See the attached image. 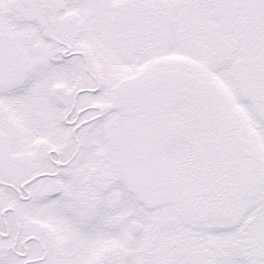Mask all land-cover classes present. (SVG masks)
<instances>
[{
  "label": "snow or ice",
  "instance_id": "obj_1",
  "mask_svg": "<svg viewBox=\"0 0 264 264\" xmlns=\"http://www.w3.org/2000/svg\"><path fill=\"white\" fill-rule=\"evenodd\" d=\"M0 264H264V0H0Z\"/></svg>",
  "mask_w": 264,
  "mask_h": 264
}]
</instances>
